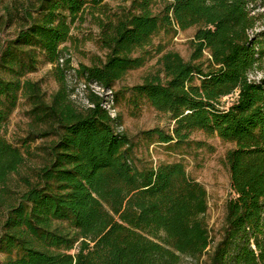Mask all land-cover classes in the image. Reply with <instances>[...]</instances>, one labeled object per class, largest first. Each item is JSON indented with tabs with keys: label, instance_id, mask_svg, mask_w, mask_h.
Returning a JSON list of instances; mask_svg holds the SVG:
<instances>
[{
	"label": "trees",
	"instance_id": "16d2710c",
	"mask_svg": "<svg viewBox=\"0 0 264 264\" xmlns=\"http://www.w3.org/2000/svg\"><path fill=\"white\" fill-rule=\"evenodd\" d=\"M104 1L28 0L0 19L1 32L14 26L0 42V264H179L183 257L264 264V0H130L109 14ZM86 11L105 13L97 18L104 57L72 69L64 48ZM190 28L188 60L153 46L162 32ZM149 48L157 68L115 91L152 57ZM43 63L59 85L49 99L28 78ZM68 72L87 89V104L70 100ZM92 85L111 91L114 117ZM20 99L30 131L14 144L4 133ZM119 99L133 115L147 104L173 121L171 130L141 131L146 144L201 147L190 138L195 132L232 144L233 196L217 241L205 218L206 188L182 161L137 162L139 143L123 130ZM44 138L40 162L21 175L31 144Z\"/></svg>",
	"mask_w": 264,
	"mask_h": 264
},
{
	"label": "rangeland",
	"instance_id": "374dc122",
	"mask_svg": "<svg viewBox=\"0 0 264 264\" xmlns=\"http://www.w3.org/2000/svg\"><path fill=\"white\" fill-rule=\"evenodd\" d=\"M28 0H0V19L9 16L8 11L19 3L24 4ZM159 1V0H158ZM106 14L117 10L120 6H128L130 0H105ZM160 7V3L158 4ZM157 6V7H158ZM260 11L262 9H259ZM155 12V4L153 7ZM97 11L91 13L86 11L83 14V19L77 21L72 28L73 40L65 44L64 50L67 51L65 58H69L70 67L77 68L81 64H91L95 56L104 57V50L100 48L98 42L99 16H104L105 13ZM14 26L5 31H0V42L7 32H11ZM260 29L258 26L256 30ZM194 33V28L185 31H178L175 35H165L163 32L153 39V46L160 44L164 47V51H176L185 60L189 59L191 48L189 41ZM154 48H149L152 57L147 59L145 63L128 73L115 83L114 89L118 91L120 88L131 87L142 81V78L151 71L157 68L158 55L154 54ZM262 77L260 72L252 75V79L259 80ZM28 78L33 81H40L41 87L46 94L47 99L58 90V83L52 73V66L46 63L41 64L36 72L28 74ZM65 83L69 90L70 100L82 106L86 104L87 89L82 83L74 80V73L66 74ZM100 92V91H99ZM104 94V93H103ZM128 96V94H127ZM226 104L231 102V99L224 100ZM118 111L120 113L123 130L139 143L135 150L137 162L147 161L152 165H158L162 162L182 161L188 172V175L201 183L208 194V210L205 215L208 228L215 241L220 238L221 228L224 222L225 204L228 198L233 196L230 187L229 171L226 164V152L232 148V144L222 142L218 137H207L202 132H195L191 135V139L204 143L201 147L193 145L191 148L181 146L175 150L166 149L165 145L159 143L146 144L138 135L141 131L160 127L164 130H171L173 121L168 114L157 112L149 105L145 104L141 107L137 115L131 113V109L125 103L124 99L118 100ZM29 105L24 99H20L17 107L12 112L8 124L5 128V137L14 144H20L22 138L30 131V119L28 116ZM47 144V139H36L31 144L33 156L27 159L25 166L20 170L21 175L27 174L29 167L37 165L40 162L42 151L39 146ZM14 184L19 182V176H13ZM205 257L195 259L183 257L179 264H204Z\"/></svg>",
	"mask_w": 264,
	"mask_h": 264
},
{
	"label": "built area",
	"instance_id": "2783aa9c",
	"mask_svg": "<svg viewBox=\"0 0 264 264\" xmlns=\"http://www.w3.org/2000/svg\"><path fill=\"white\" fill-rule=\"evenodd\" d=\"M62 61L63 59L61 58L60 62ZM91 90L103 98L101 106L111 115V117H114L116 113H115V109L113 108V95L111 91L105 90L99 86H94V85L91 86ZM223 99L224 100L231 99V101H234L236 99V94L229 97H225ZM86 104H87V100H86ZM121 129L122 127L120 126L117 127V130L120 131Z\"/></svg>",
	"mask_w": 264,
	"mask_h": 264
}]
</instances>
